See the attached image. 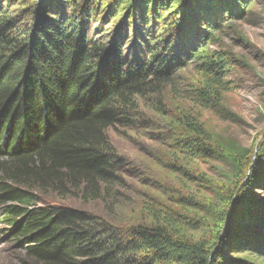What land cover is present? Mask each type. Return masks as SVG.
<instances>
[{
	"label": "trees",
	"instance_id": "trees-1",
	"mask_svg": "<svg viewBox=\"0 0 264 264\" xmlns=\"http://www.w3.org/2000/svg\"><path fill=\"white\" fill-rule=\"evenodd\" d=\"M107 1L33 0L19 23L6 9L12 0H0V216L12 225L24 264H245L232 256L242 252L264 259V197L254 193L264 191V138L257 156L240 163L243 179L206 240L182 239L166 222L118 227L36 205L38 194L106 193L119 163L107 129L131 123L136 99L161 96L188 60L197 61L206 88L219 84L223 61L202 58L193 45L219 26L208 3L186 0L183 9V0H109L99 20ZM125 9L116 31L102 28ZM186 25L190 36L178 42L175 32ZM136 36L142 53L127 61L125 44ZM193 130L184 147L194 157L209 154L203 129Z\"/></svg>",
	"mask_w": 264,
	"mask_h": 264
},
{
	"label": "rangeland",
	"instance_id": "rangeland-1",
	"mask_svg": "<svg viewBox=\"0 0 264 264\" xmlns=\"http://www.w3.org/2000/svg\"><path fill=\"white\" fill-rule=\"evenodd\" d=\"M185 1L178 7L184 9ZM195 1L215 9L212 19L218 28L210 36H203L204 30L197 34L193 45H201L202 58H221L219 84L206 88L197 61L188 60L161 96L136 99L131 123L107 129L119 163L116 182L106 193L96 199L38 194L36 205L80 210L118 227L166 222L177 236L190 241L206 240L214 233L219 211L233 185L243 179L240 163L257 156L264 138V0ZM32 2L12 0L6 9L24 23ZM109 3L99 7L97 19L103 20ZM127 11L107 18L102 28L116 31ZM187 16L192 22L194 11ZM186 26L175 32L178 42L190 36ZM141 45L137 36L125 44L127 61L140 57ZM199 127L210 152L194 157L183 140L195 136L193 128ZM254 193L264 197V191ZM11 227L0 216V264H24L23 248ZM232 256L245 264H264V259L247 252Z\"/></svg>",
	"mask_w": 264,
	"mask_h": 264
}]
</instances>
